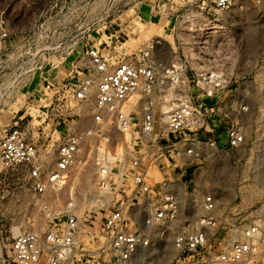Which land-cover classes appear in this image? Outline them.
Here are the masks:
<instances>
[{"label":"rangeland","instance_id":"374dc122","mask_svg":"<svg viewBox=\"0 0 264 264\" xmlns=\"http://www.w3.org/2000/svg\"><path fill=\"white\" fill-rule=\"evenodd\" d=\"M1 16L7 36L0 39V138L21 124L50 168L62 141L93 124V99L75 97L88 74L87 48L96 46L112 60L142 61L154 44L151 61L169 65L172 74L151 95L129 99L130 133L96 129L69 176L46 193L36 192L26 169L5 167L0 159V264H22L11 250L19 233L36 231L44 237L64 229L69 217L80 228L63 264L101 263L107 214L124 198L128 215L140 198L133 186L119 191L116 175L126 173L136 158L159 154L152 141L135 142L148 108L159 126L172 109L191 105L197 125L190 128H197L198 139H218L224 148L208 149L200 159L183 155L181 161L167 148L154 161L148 179L171 181L180 211L162 226L141 228L127 220L132 231L147 239L135 264H196L197 257L180 251L175 241L179 233L200 227L207 195L219 205V227L210 233L214 249L239 240L243 227L264 222V4L237 0L221 11L213 0H0ZM157 72L165 74L160 68ZM48 82L55 88L48 90ZM134 102L138 106L131 109ZM233 126L243 127L246 135L240 148L226 146ZM161 131L156 141L175 140L167 129ZM189 134L186 129L178 139L183 150ZM102 159L112 173L108 192L99 185ZM85 173L90 183L84 188L78 182ZM259 252L248 264L263 258ZM48 258L46 252L34 264H48Z\"/></svg>","mask_w":264,"mask_h":264},{"label":"built area","instance_id":"2783aa9c","mask_svg":"<svg viewBox=\"0 0 264 264\" xmlns=\"http://www.w3.org/2000/svg\"><path fill=\"white\" fill-rule=\"evenodd\" d=\"M213 1L221 11L232 8L237 2V0ZM255 1L264 4V0ZM6 36L5 21L1 16L0 39ZM154 47L152 44L151 48L144 51L142 61L135 57L112 60L96 46L87 48L88 74L79 82L75 97L83 102L93 99L92 126L67 136L59 145L55 166L50 168L42 158L39 145L21 124H17L0 138V159L3 165L8 168L26 169L36 192L43 194L61 185L63 179L69 176L68 173L75 166L79 153L96 129L107 127L111 131H131L134 123L126 109L130 97L134 94L151 95L157 84L160 82L165 84V78H171L167 75L172 74L169 65L157 66L151 61ZM158 68L165 72L162 77L157 72ZM55 86V83L48 82L46 88L52 90ZM196 125V114L188 104H181L169 111L164 123L159 126L153 109H146L138 123L139 136L135 142L152 141V146L158 148L159 154L155 156L148 154L147 159L136 158L126 173L116 175L119 179V191L125 192L128 186H133L140 198L132 204L128 215L125 212L127 206L124 198H118L114 209L107 214L103 225L107 237L106 254L100 264H135L143 242L146 244L147 239L142 234L138 235L132 231L127 220L141 228L162 226L176 220L180 202L177 192L172 189L171 181L165 180L154 184L147 175L154 161L166 154L167 148L174 153L176 161H181L183 155L200 159L208 149L224 148L218 139L208 141L198 139L194 131L197 128H190ZM162 128L167 129L175 137V142L168 144L155 140L162 135ZM186 129L191 130L192 134H189L188 145L183 150L178 139ZM245 141L243 127L233 126L229 129L227 148H240ZM98 164L99 185L108 192L111 188L109 180L112 178L110 165H107L104 159ZM218 208L216 198L207 195L202 205L203 213L198 216L200 227L179 233L175 241L176 247L186 254L197 257L196 264L251 263L259 257V251L262 249L263 258L256 262L264 264V222H255L253 225L243 227L241 238L231 244H225L221 249L212 247L210 233L216 230L220 223L217 216ZM138 212L142 215H137ZM79 228L77 219L69 217L64 229H52L44 237L36 231L19 233L11 243V250L16 260L22 264L38 263L46 252L49 254L48 264H63L73 252L75 233Z\"/></svg>","mask_w":264,"mask_h":264},{"label":"bare ground","instance_id":"6f19581e","mask_svg":"<svg viewBox=\"0 0 264 264\" xmlns=\"http://www.w3.org/2000/svg\"><path fill=\"white\" fill-rule=\"evenodd\" d=\"M164 73V72H163ZM167 83V82H166ZM135 95V94H134ZM131 97H133V96H131ZM130 97V98H131ZM134 97H136V96H134ZM134 99V98H133ZM137 100V99H136ZM129 102H131L130 100H128ZM128 101H127V103H128ZM132 103V102H131ZM138 103V102H137ZM130 104V103H129ZM129 104H127V105H129ZM127 105H126V109L128 108L127 107ZM135 106H138L135 102L130 106V108L131 109H133ZM129 110V109H128ZM127 110V111H128ZM130 133V132H129ZM130 136V135H129ZM109 162H111V161H109ZM87 175V173H85V175H81V180L78 182V180H77V182L80 184V187H84L85 185H88L89 183H90V178L89 177H87L86 176ZM77 184V183H76ZM85 188V187H84ZM97 201V199H94L93 200V202H96ZM127 213V212H126ZM223 264V263H222ZM235 264H237V263H235ZM240 264V263H239ZM248 264V263H247Z\"/></svg>","mask_w":264,"mask_h":264}]
</instances>
